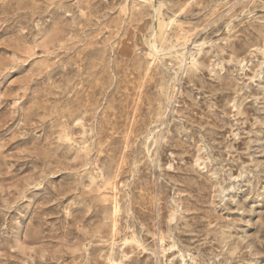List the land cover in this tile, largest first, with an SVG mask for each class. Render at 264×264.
Instances as JSON below:
<instances>
[{
    "label": "rangeland",
    "instance_id": "374dc122",
    "mask_svg": "<svg viewBox=\"0 0 264 264\" xmlns=\"http://www.w3.org/2000/svg\"><path fill=\"white\" fill-rule=\"evenodd\" d=\"M0 264H264V0H0Z\"/></svg>",
    "mask_w": 264,
    "mask_h": 264
}]
</instances>
